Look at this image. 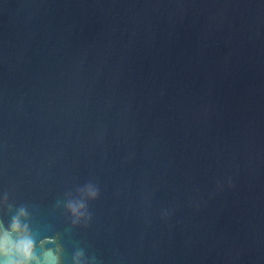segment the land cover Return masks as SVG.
<instances>
[{
  "label": "water",
  "instance_id": "95a60500",
  "mask_svg": "<svg viewBox=\"0 0 264 264\" xmlns=\"http://www.w3.org/2000/svg\"><path fill=\"white\" fill-rule=\"evenodd\" d=\"M21 206L62 264H264V0H0V220Z\"/></svg>",
  "mask_w": 264,
  "mask_h": 264
},
{
  "label": "clouds",
  "instance_id": "9594fccd",
  "mask_svg": "<svg viewBox=\"0 0 264 264\" xmlns=\"http://www.w3.org/2000/svg\"><path fill=\"white\" fill-rule=\"evenodd\" d=\"M81 191L86 192L87 200H68L67 211L74 217L72 224L78 225L83 219L85 224L91 220L87 202L96 200L100 193L93 183L86 184ZM5 203L7 196L4 197ZM9 211L12 206L8 205ZM29 213L24 206L19 207L10 221L0 220V264H62L63 248L55 237L38 240L29 223ZM54 245V247H48ZM72 264H90L82 249L75 251ZM91 264H95L94 258Z\"/></svg>",
  "mask_w": 264,
  "mask_h": 264
}]
</instances>
